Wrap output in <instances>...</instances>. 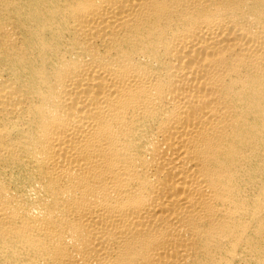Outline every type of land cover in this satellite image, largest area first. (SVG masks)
<instances>
[{
    "label": "bare ground",
    "instance_id": "obj_1",
    "mask_svg": "<svg viewBox=\"0 0 264 264\" xmlns=\"http://www.w3.org/2000/svg\"><path fill=\"white\" fill-rule=\"evenodd\" d=\"M0 264H264V0H0Z\"/></svg>",
    "mask_w": 264,
    "mask_h": 264
}]
</instances>
